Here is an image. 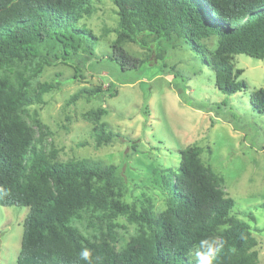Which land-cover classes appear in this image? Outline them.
<instances>
[{"label": "trees", "instance_id": "16d2710c", "mask_svg": "<svg viewBox=\"0 0 264 264\" xmlns=\"http://www.w3.org/2000/svg\"><path fill=\"white\" fill-rule=\"evenodd\" d=\"M92 2L0 0V206L28 209L16 264H84L78 259L82 248L91 250L92 264H196V246L203 239H215L220 247L214 264H256L257 241L250 225L232 213L234 199L218 188L221 179L202 165L198 147L181 149L176 170L164 174L165 210L155 214L142 208L136 215L120 200L115 165L89 159L60 162L56 149L41 146L44 126L34 122L35 137L24 121L26 109L41 103L43 93L52 88L31 84L44 64L94 55L98 40L84 21L94 11ZM111 2L116 38L107 59L121 71L164 63L161 43L178 39L207 65L211 55L215 87L233 95L247 88L233 55L264 58V0ZM125 42L150 55H129L122 47ZM32 64V76L24 74ZM100 91L82 88L71 101L97 98ZM249 102L264 114V87L252 91ZM92 133L98 144L122 137L104 122ZM83 211H98L107 218L109 238L91 241L72 226ZM118 215L141 225L120 250L111 232V220Z\"/></svg>", "mask_w": 264, "mask_h": 264}, {"label": "rangeland", "instance_id": "374dc122", "mask_svg": "<svg viewBox=\"0 0 264 264\" xmlns=\"http://www.w3.org/2000/svg\"><path fill=\"white\" fill-rule=\"evenodd\" d=\"M92 5L94 11L84 21L98 40L94 55L88 59L82 53L83 60L50 59L44 64L31 84L52 88L43 93L41 103L26 109L24 121L35 137L34 122L44 126L41 146L56 149L60 162L89 159L115 165L120 200L136 215L142 208L155 214L165 210L164 174L176 170L181 149L198 147L202 165L221 179L218 188L234 199L232 213L250 225L257 241L256 264H264V114L249 102V94L264 87V58L233 55L247 84L233 95L215 87L211 55L207 65L178 39L161 43L163 67L149 62L121 71L107 59L116 38L114 6L111 0H93ZM122 47L134 57L150 55L134 43ZM34 70L32 64L24 74L32 76ZM82 88L101 91L97 98L71 101ZM102 122L122 137L98 144L92 128ZM27 211L23 206H0V264H16ZM111 221L117 250L141 228L127 215ZM71 224L88 240L109 238L108 220L98 211H83Z\"/></svg>", "mask_w": 264, "mask_h": 264}, {"label": "clouds", "instance_id": "9594fccd", "mask_svg": "<svg viewBox=\"0 0 264 264\" xmlns=\"http://www.w3.org/2000/svg\"><path fill=\"white\" fill-rule=\"evenodd\" d=\"M220 251L215 239L200 240L196 246V264H214V258ZM78 259L84 264H92V252L88 248H82L78 254Z\"/></svg>", "mask_w": 264, "mask_h": 264}]
</instances>
